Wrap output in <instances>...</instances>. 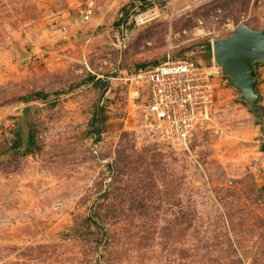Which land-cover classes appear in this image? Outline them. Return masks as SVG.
<instances>
[{"label":"rangeland","instance_id":"1","mask_svg":"<svg viewBox=\"0 0 264 264\" xmlns=\"http://www.w3.org/2000/svg\"><path fill=\"white\" fill-rule=\"evenodd\" d=\"M242 22L264 29V0H0V264H264V109L219 73L178 149L118 77L168 54L215 65Z\"/></svg>","mask_w":264,"mask_h":264},{"label":"built area","instance_id":"2","mask_svg":"<svg viewBox=\"0 0 264 264\" xmlns=\"http://www.w3.org/2000/svg\"><path fill=\"white\" fill-rule=\"evenodd\" d=\"M91 13L88 5L84 18L89 19ZM119 73L122 81L136 86L133 97L139 96L140 88L144 90L145 98L137 106L145 127L173 147L188 149L196 131L211 120L218 95L215 65L168 54L157 63Z\"/></svg>","mask_w":264,"mask_h":264},{"label":"water","instance_id":"3","mask_svg":"<svg viewBox=\"0 0 264 264\" xmlns=\"http://www.w3.org/2000/svg\"><path fill=\"white\" fill-rule=\"evenodd\" d=\"M19 53L23 55L27 52L19 50ZM212 57L220 75L229 78L232 86L241 92L242 100L253 112L261 114L264 104L257 91L259 78L255 65L264 62V29H254L246 22L238 24L231 34L213 41ZM32 108L33 104H27L19 111L17 129L21 140L17 151L20 153L29 144L28 120Z\"/></svg>","mask_w":264,"mask_h":264},{"label":"trees","instance_id":"4","mask_svg":"<svg viewBox=\"0 0 264 264\" xmlns=\"http://www.w3.org/2000/svg\"><path fill=\"white\" fill-rule=\"evenodd\" d=\"M151 64H153V63L152 62L149 63V64H147V63H141V64L137 65V67L135 68V70H137L138 68H144V67H146L148 65H151ZM39 94H40V92H39Z\"/></svg>","mask_w":264,"mask_h":264},{"label":"bare ground","instance_id":"5","mask_svg":"<svg viewBox=\"0 0 264 264\" xmlns=\"http://www.w3.org/2000/svg\"><path fill=\"white\" fill-rule=\"evenodd\" d=\"M213 61H214V59H213ZM135 90V89H134Z\"/></svg>","mask_w":264,"mask_h":264}]
</instances>
